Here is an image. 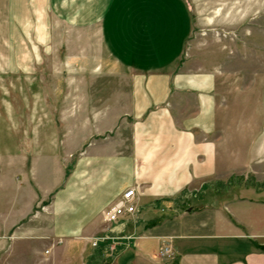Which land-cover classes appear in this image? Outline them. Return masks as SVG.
<instances>
[{
	"label": "crops",
	"instance_id": "crops-1",
	"mask_svg": "<svg viewBox=\"0 0 264 264\" xmlns=\"http://www.w3.org/2000/svg\"><path fill=\"white\" fill-rule=\"evenodd\" d=\"M190 20L184 0H0V77L59 58L62 22L88 41L100 27L132 76L63 180L59 133L29 131L28 100L14 127L0 101V264H264V130L245 149L220 131L216 74L184 57ZM128 187L135 213L107 223ZM204 188L210 201L187 204Z\"/></svg>",
	"mask_w": 264,
	"mask_h": 264
},
{
	"label": "rangeland",
	"instance_id": "rangeland-1",
	"mask_svg": "<svg viewBox=\"0 0 264 264\" xmlns=\"http://www.w3.org/2000/svg\"><path fill=\"white\" fill-rule=\"evenodd\" d=\"M184 1L191 19L184 57L193 59L192 67L209 68L205 70L216 74L220 131L234 135L237 147L245 149L249 138L255 142L264 130V0ZM63 23L59 58L57 52L54 57L51 52L28 75L0 77V101L6 102L14 127H21L16 123L25 112L21 101L24 106L28 100L30 117L39 116L38 122L35 118L30 123L29 131L43 128L44 132L59 133L62 180L90 139L92 118L121 110V106L115 108L119 100L126 106L127 85L132 83V76L126 71L123 74L110 57L108 44L101 42L100 27L92 29L93 40L88 41L91 35L87 30H72ZM118 85L122 91H115ZM39 101L44 103L37 104ZM5 127L0 125V130ZM254 166L260 171L259 163L254 161ZM211 193L207 188L192 191L187 204L201 206L211 200Z\"/></svg>",
	"mask_w": 264,
	"mask_h": 264
},
{
	"label": "built area",
	"instance_id": "built-area-1",
	"mask_svg": "<svg viewBox=\"0 0 264 264\" xmlns=\"http://www.w3.org/2000/svg\"><path fill=\"white\" fill-rule=\"evenodd\" d=\"M136 193L132 187H129L121 192L117 200L103 211V218L107 223H116L129 215H132L135 210ZM107 239L103 237L102 239ZM95 244V243H93ZM170 249L168 246H163L160 254L167 255Z\"/></svg>",
	"mask_w": 264,
	"mask_h": 264
},
{
	"label": "trees",
	"instance_id": "trees-1",
	"mask_svg": "<svg viewBox=\"0 0 264 264\" xmlns=\"http://www.w3.org/2000/svg\"><path fill=\"white\" fill-rule=\"evenodd\" d=\"M183 195H185V194H183ZM185 197V196H184ZM190 197V195H188V198ZM187 199V198H186ZM182 203H185V202H182ZM186 207H187V205H186Z\"/></svg>",
	"mask_w": 264,
	"mask_h": 264
}]
</instances>
